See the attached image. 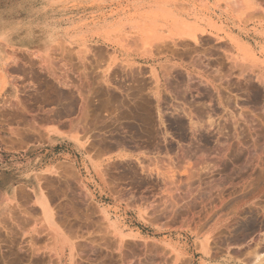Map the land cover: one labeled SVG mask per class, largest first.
Here are the masks:
<instances>
[{
  "label": "rangeland",
  "instance_id": "374dc122",
  "mask_svg": "<svg viewBox=\"0 0 264 264\" xmlns=\"http://www.w3.org/2000/svg\"><path fill=\"white\" fill-rule=\"evenodd\" d=\"M38 1L23 5L24 17L30 41L48 50L30 53L38 63H25L27 74L76 79L64 102L76 105L79 121L83 79L91 75L92 109L102 118H94L93 131L76 132L72 163L54 173L46 194L29 192V206L15 201L0 211V264H8L7 241L20 237V220L43 219L44 205L62 236L40 244L25 237L44 264H264V5L77 0L70 5L75 33L65 39L43 33L39 19L53 0ZM234 20L233 31L251 23L259 34H231ZM0 35L1 94L10 36ZM1 145L0 170L13 156ZM73 235H83L78 244Z\"/></svg>",
  "mask_w": 264,
  "mask_h": 264
},
{
  "label": "crops",
  "instance_id": "0c3cea01",
  "mask_svg": "<svg viewBox=\"0 0 264 264\" xmlns=\"http://www.w3.org/2000/svg\"><path fill=\"white\" fill-rule=\"evenodd\" d=\"M34 1H0V32L10 36V39L6 40L7 47L5 48L8 79H5L4 91L0 94L4 105L3 110L0 108V143L4 150L13 154L10 158V165L0 170V183L2 184V186L0 184L2 203L0 211L12 206L15 201L21 203L22 197L20 196L23 193L34 192L38 197L42 195V192L46 194L49 182L56 179L54 175L60 174V169L72 163L70 158L74 156V148H76L74 144L76 132L93 131L94 118H102L99 111L95 113L92 109L93 79L91 75L88 80L83 79L84 100L85 103L90 102L85 105L84 120L79 121L78 118L81 114H78L76 105L64 102L71 97V94L76 93L73 88L69 90V85L76 84V79H42L36 75V71L33 72V75L30 71L27 74L25 63H29L31 67H36L38 63L30 56V53L48 50H44L45 47L34 40L30 41L32 29L31 25L26 23L27 19L25 21L26 14H24L23 5L35 4ZM231 2L235 3V1ZM244 2L252 5H264V0H244ZM75 3L77 0L50 1V6L46 7L50 11L45 12V16H41L39 19L42 20L44 26L43 33L62 36L65 39L73 35L76 12L71 13L70 5ZM37 4L43 6L41 1H38ZM8 6H11L12 9ZM256 11L260 12V10ZM258 12L251 15L258 16ZM57 13L64 16L56 17ZM230 17L233 19L231 15ZM235 23L234 20V24H229L231 34L250 35L253 34L252 32L259 34L257 31H253L254 29L259 30V26H253L251 23L245 25L244 28L241 27L238 29L239 31H233L237 26ZM250 24L251 26H249ZM47 30L52 31L48 33ZM34 39L37 40L35 37ZM48 84L51 88H46ZM60 91L62 94L59 93ZM62 97L64 98L61 99ZM46 98L47 101H55V104H47ZM87 107L88 109H86ZM34 178L37 180L35 186L33 183L31 184V180ZM44 208L45 205L42 209Z\"/></svg>",
  "mask_w": 264,
  "mask_h": 264
},
{
  "label": "bare ground",
  "instance_id": "6f19581e",
  "mask_svg": "<svg viewBox=\"0 0 264 264\" xmlns=\"http://www.w3.org/2000/svg\"><path fill=\"white\" fill-rule=\"evenodd\" d=\"M38 0H36V2H37ZM233 1V0H232ZM240 1V0H239ZM239 1H237V0H235V2L236 3H238ZM43 2V1H42ZM232 3V2H231ZM242 3V2H241ZM237 5H240V4H237ZM46 6V5H45ZM43 8V7H42ZM5 22V21H4ZM41 25V24H40ZM30 26V25H29ZM33 26V25H32ZM6 31V30H5ZM1 36V35H0ZM2 38V37H1ZM198 38H200V37H198ZM204 39V38H203ZM40 40V39H39ZM202 40V39H201ZM43 41V40H42ZM40 42V41H39ZM38 42V43H39ZM178 42V41H177ZM194 42V41H193ZM166 44L168 43V41L167 42H165ZM175 43V42H174ZM197 43V42H196ZM169 44V43H168ZM178 44V43H177ZM91 46V45H90ZM100 46V45H99ZM166 46V45H165ZM169 46H171V45H169ZM96 47V46H95ZM103 47V46H102ZM173 47V46H172ZM168 48V47H167ZM56 49V48H55ZM100 49H101V47H100ZM110 49V48H109ZM181 49V48H180ZM94 50V49H93ZM95 50H96V48H95ZM162 50V49H161ZM173 50V49H172ZM107 51V50H106ZM160 51V50H159ZM176 51V50H175ZM110 53H111V51H110ZM164 53V52H163ZM173 53V52H172ZM189 53V52H188ZM205 53V52H204ZM177 54V53H176ZM203 54V53H202ZM91 55V54H90ZM89 55V56H90ZM97 55V54H96ZM183 54H180V57L182 56ZM85 56V55H84ZM98 56V55H97ZM178 56V55H177ZM93 57V56H92ZM228 57V56H227ZM106 58V57H105ZM184 58V57H183ZM83 59V58H82ZM100 60V59H99ZM185 60H186V58H185ZM18 61V60H17ZM48 61V60H47ZM92 61V60H91ZM94 61V60H93ZM92 61V62H93ZM188 61V60H187ZM19 62V61H18ZM202 62V61H201ZM206 62V61H205ZM229 62V61H228ZM236 62H238V61H236ZM203 63V62H202ZM10 64V63H9ZM90 64V63H89ZM97 64V63H96ZM196 64V63H195ZM229 64H230V62H229ZM98 65H99V62H98ZM93 66V65H92ZM166 65H164V67H165ZM169 66V65H168ZM175 66V65H174ZM209 66V65H208ZM232 66V65H231ZM230 66V67H231ZM236 66V65H235ZM94 67V66H93ZM170 67H172V66H170ZM242 68L244 67V66H241ZM250 67V66H249ZM87 68V67H86ZM90 68V67H89ZM120 68V67H119ZM162 68V67H161ZM85 69V68H84ZM122 69V68H121ZM165 69H170V68H165ZM174 69H176V68H174ZM198 69V68H197ZM249 69V68H248ZM139 70V69H138ZM164 70V69H163ZM166 70V71H167ZM173 70V69H172ZM179 70V69H178ZM243 70V69H242ZM246 70V69H245ZM244 70V71H245ZM253 70V69H252ZM257 70V69H256ZM88 71V70H87ZM140 71V70H139ZM185 71H187V70H185ZM184 71V72H185ZM212 71V70H211ZM249 71V70H248ZM260 71V70H259ZM259 71H257V72H259ZM248 73V72H247ZM256 73V72H255ZM140 74V73H139ZM97 75V74H96ZM169 75V74H168ZM189 75H190V73H189ZM188 75V76H189ZM245 75V74H244ZM255 75V74H254ZM94 76H95V74H94ZM100 76H101V74H100ZM133 76V75H132ZM136 76V75H135ZM171 76V75H170ZM175 76V75H174ZM184 76V75H183ZM191 76V75H190ZM259 76V75H258ZM257 76V77H258ZM97 77V76H96ZM255 77V76H254ZM98 78V77H97ZM101 78V77H100ZM140 78V77H139ZM168 78H169V76H168ZM188 78V77H187ZM194 78V77H193ZM80 79V78H79ZM99 79V78H98ZM109 79V78H108ZM111 79V78H110ZM173 79V78H172ZM179 79V78H178ZM203 79V78H202ZM88 80V79H87ZM167 80V79H166ZM250 80V79H249ZM248 80V81H249ZM262 80V79H261ZM260 80V81H261ZM252 81V80H251ZM76 82V81H75ZM199 82V81H198ZM258 82V81H257ZM74 83V82H73ZM80 83V82H79ZM104 83V82H103ZM249 83V82H248ZM247 83V84H248ZM254 83V82H253ZM264 83V82H263ZM263 83H260V85H258V86H261V84H263ZM137 84V83H136ZM169 84V83H168ZM96 85V84H95ZM140 85H141V83H140ZM157 85V84H156ZM253 85V84H252ZM91 86V85H90ZM102 86V85H101ZM105 86V85H104ZM137 86V85H136ZM168 86H170V85H168ZM206 86H207V84H206ZM213 86V85H212ZM248 86V85H247ZM256 87H257V84L255 85ZM255 86H253V87H255ZM262 86H264V85H262ZM261 86V87H262ZM48 87V86H47ZM109 87V86H108ZM141 87V86H140ZM144 87V86H143ZM171 87V86H170ZM210 87V86H209ZM251 88H253L252 86H250ZM255 87V88H256ZM261 87H257L256 89H257V91H262V89H260V90H258L259 88H261ZM77 88V87H76ZM119 88V87H118ZM124 88V87H123ZM168 88V87H167ZM248 88V87H247ZM108 89V88H107ZM255 90V89H254ZM264 90V89H263ZM99 91V90H98ZM127 91V90H126ZM125 91V92H126ZM256 90H255V93L257 92ZM81 92V91H80ZM105 92H107V91H105ZM253 93H254V91H252ZM59 93H61V91L59 92ZM259 93V92H258ZM62 94V93H61ZM116 94V93H115ZM136 94V93H135ZM260 94V93H259ZM259 94H258V96H259ZM50 95V94H49ZM134 95V94H133ZM249 95V94H248ZM251 95V94H250ZM253 95H255V94H253ZM253 95H251V97L253 98L254 96ZM43 96V95H42ZM85 96V95H84ZM92 96V95H91ZM257 96V95H256ZM261 96H264L263 94H261ZM261 96H259V97H261ZM46 97V96H45ZM74 97V96H73ZM82 97V96H81ZM90 97V96H89ZM106 97H107V95H106ZM133 97V96H132ZM136 97V96H135ZM144 97H146V96H144ZM250 97V99H252ZM259 97H257L258 99H260ZM64 97H62L61 99H63ZM87 98V97H86ZM102 98V97H101ZM111 98V97H110ZM257 98H255V99H257ZM49 99V98H48ZM60 99V98H59ZM78 99V98H77ZM88 100V99H87ZM90 100V99H89ZM103 100V99H102ZM108 100V99H107ZM117 100V99H116ZM145 100V99H144ZM46 101H47V98H46ZM109 101V100H108ZM118 101V100H117ZM143 101V100H142ZM255 101H257V100H255ZM63 102V101H62ZM71 102V101H70ZM89 102V101H88ZM88 102H84L85 103V105H88L87 103ZM107 102V101H106ZM114 102V101H113ZM254 102V101H253ZM72 103V102H71ZM80 103V102H79ZM148 103V102H147ZM263 103V102H262ZM136 104V103H135ZM257 104H258V102H257ZM260 104V103H259ZM258 104V105H259ZM68 105V104H67ZM91 105V104H90ZM126 105V104H125ZM39 106V105H38ZM37 106V107H38ZM83 106V105H82ZM253 106V105H252ZM4 107V106H3ZM71 107V106H70ZM129 107V106H128ZM257 107V106H256ZM255 107V108H256ZM40 108V107H39ZM102 108V107H101ZM41 109V108H40ZM57 109V108H56ZM70 109V108H69ZM108 109V108H107ZM117 109H118V107H117ZM121 109V108H120ZM142 109V108H141ZM258 109V108H257ZM44 110V109H43ZM72 110V109H71ZM130 110V109H129ZM261 110V109H260ZM112 111V110H111ZM110 111V112H111ZM118 111V110H117ZM120 112V111H119ZM131 112V111H130ZM151 112V111H150ZM85 113H86V111H85ZM96 113V112H95ZM114 114V113H113ZM145 114V113H144ZM5 115V114H4ZM150 115V114H149ZM90 116V115H89ZM97 116V115H96ZM109 116V115H108ZM133 116V115H132ZM5 117V116H4ZM141 117H142V115H141ZM109 118V117H108ZM111 118V117H110ZM119 118V117H118ZM90 119H91V117H90ZM93 119V118H92ZM120 120V119H119ZM98 121V120H97ZM112 121V120H111ZM118 121V120H117ZM99 122V121H98ZM121 122V121H120ZM80 123V122H79ZM100 123V122H99ZM102 123V122H101ZM122 123V122H121ZM103 124V123H102ZM107 124V123H106ZM85 125V124H84ZM121 125V124H120ZM194 125V124H193ZM222 125H224V124H222ZM73 127V126H72ZM96 127V126H95ZM222 127V126H221ZM74 128V127H73ZM79 128V127H78ZM82 128V127H81ZM83 129H84V127H83ZM221 129V128H220ZM80 130V129H79ZM82 130V129H81ZM101 137V136H100ZM89 144H91V143H89ZM91 145H93V144H91ZM89 149V148H88ZM92 149V148H91ZM101 153V152H100ZM264 162V161H263ZM263 164V163H262ZM264 166V165H263ZM264 168V167H263ZM263 168H261V169H263ZM262 170H260L259 171V174H263L262 172H261ZM255 172V171H254ZM263 172H264V169H263ZM255 174V173H254ZM259 174H257V178H258V176H259ZM264 176V174L262 175V177ZM261 177V176H260ZM260 177H259V179H260ZM264 178H262V180H263ZM254 180V179H253ZM257 180V179H256ZM256 180H255V182H256ZM258 181V180H257ZM260 184V183H259ZM256 186V185H255ZM263 186V185H262ZM20 190V189H19ZM22 192V191H21ZM28 192V191H27ZM31 193V192H30ZM256 193V192H255ZM252 194V193H251ZM20 197H22V200H21V203L23 204V205H30L31 204V199H30V197H31V195H29V194H27V193H23V195L22 196H20ZM32 198V197H31ZM21 199V198H20ZM28 205V206H29ZM22 206V205H21ZM27 206V207H28ZM32 206H34V205H32ZM25 207V206H24ZM35 207V206H34ZM29 208V207H28ZM27 210V209H26ZM29 210L31 211V208H29ZM33 210V209H32ZM35 210V209H34ZM27 213H29V211L27 212ZM55 214V213H54ZM28 215V214H27ZM89 218V217H88ZM42 220V221H41ZM36 219L35 217L33 218V219H31V218H29V217H27L26 216V218H22V220H20L21 222V225L18 227V228H20L18 231L20 232V237H18V238H14L13 240L11 239V241H7V242H9L8 244V246H9V248H11L10 249V251H6V252H8V254H10L9 252H11L12 254L10 255V258L8 259V264H44L45 263V259L42 257V255H41V252H40V249L37 247V246H33V247H31V249L30 250H28V248H29V246H28V248H26L27 246H26V242H28L29 241V239L27 238V237H30L31 238V244L32 243H34V244H40V243H42L41 242V239L42 240H44L45 238H48V239H54V240H58V238H60L59 237V235L60 236H62L61 235V231L58 229V227H57V225L55 224V220H54V216H53V212H52V210L48 207V206H45V208L43 209V219ZM44 220V221H43ZM88 220V219H87ZM94 223V222H93ZM95 224V223H94ZM34 228L33 230H31V231H28V232H26L27 230H29V229H31V228ZM91 227H92V225H91ZM85 228V227H84ZM14 229V228H13ZM12 229V230H13ZM16 229V228H15ZM89 229V228H88ZM103 230V229H102ZM101 230V231H102ZM12 232V231H11ZM104 232H105V230H104ZM80 233V232H79ZM111 233V232H110ZM114 236L117 238L118 237V234H119V231H118V228H116L115 230H114ZM29 234V235H28ZM15 236H16V234H15ZM74 236V235H73ZM83 235H81V236H74L75 238L74 239H72V244H78V238H81ZM28 239V241L26 240V238ZM92 237V236H91ZM96 237H98V238H100L99 236H96ZM102 238H103V235L101 236ZM105 237V236H104ZM107 237H109V236H106L105 238H103V239H106V240H109ZM93 238H95V235H94V237ZM101 238V239H102ZM112 238V237H111ZM97 239V238H96ZM102 239V240H103ZM6 240V239H5ZM4 240V241H5ZM100 240V239H99ZM117 240V239H116ZM95 241V240H94ZM112 241H114V240H112ZM112 241L110 242L111 244H113L114 246V250H116L117 249V247H118V245H115L116 244V242H115V244L114 243H112ZM103 243H104V240L102 241ZM102 242H100L101 243V245H105V244H102ZM106 242V244H107V241H105ZM1 243V242H0ZM99 243V242H98ZM110 243H108V244H110ZM90 244V243H89ZM107 244V245H108ZM82 246V245H81ZM89 246V245H88ZM91 246V245H90ZM89 246V247H90ZM93 246V245H92ZM79 247H80V245H79ZM96 246L94 245V248H95ZM2 248V247H1ZM81 248V247H80ZM93 247H91V249H92ZM97 248V247H96ZM107 248H108V246H107ZM112 248V245H110V248L109 249H111ZM85 249V248H84ZM99 249V248H98ZM62 250H64V247H63V249ZM73 250V249H72ZM111 250H113V248L111 249ZM122 250V249H121ZM92 251H95L94 249H92ZM91 251V252H92ZM5 252V253H6ZM90 252V251H89ZM90 252V253H91ZM105 252V251H104ZM113 252V251H112ZM100 253V252H99ZM7 254V253H6ZM85 254V253H84ZM115 254V253H114ZM117 254V253H116ZM6 256H8L9 257V255H6ZM81 256V255H80ZM83 256V255H82ZM91 256V255H90ZM118 256V255H117ZM117 256H115L114 255V257H117ZM51 257V256H50ZM87 258V257H86ZM97 258V257H96ZM113 258V257H112ZM90 259V258H89ZM94 259V258H93ZM49 260V259H48ZM47 260V261H48ZM53 260H55V259H53ZM53 260H51V261H53ZM118 260V259H117ZM116 260V261H117ZM75 261V260H74ZM94 261V260H93ZM95 261H97V260H95ZM2 262V261H1ZM54 262V261H53ZM48 263V262H47ZM63 263V262H62ZM74 263V262H73ZM77 263V262H76ZM4 264V263H3ZM49 264V263H48ZM53 264H55V263H53ZM77 264H80V262L79 263H77ZM113 264H115V262L113 263ZM116 264H119V263H117L116 262Z\"/></svg>",
  "mask_w": 264,
  "mask_h": 264
}]
</instances>
